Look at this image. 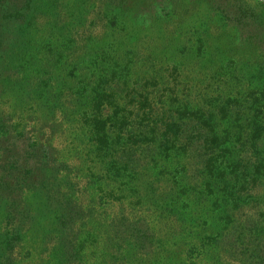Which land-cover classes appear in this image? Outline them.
I'll list each match as a JSON object with an SVG mask.
<instances>
[{"label":"trees","instance_id":"1","mask_svg":"<svg viewBox=\"0 0 264 264\" xmlns=\"http://www.w3.org/2000/svg\"><path fill=\"white\" fill-rule=\"evenodd\" d=\"M18 4L0 0V48ZM173 34L148 38L142 76L130 61L71 90L88 100L84 155L0 122V264H264V89L242 91L220 60L180 62ZM40 214L53 226L32 261Z\"/></svg>","mask_w":264,"mask_h":264},{"label":"rangeland","instance_id":"2","mask_svg":"<svg viewBox=\"0 0 264 264\" xmlns=\"http://www.w3.org/2000/svg\"><path fill=\"white\" fill-rule=\"evenodd\" d=\"M17 1L21 17L0 48V122L41 128L44 139L60 144L65 160L86 151L78 117L88 100L74 106L71 90L84 89L85 97L90 89L84 83L93 81L88 78L123 73L130 61L126 72L142 76L146 68L134 58L148 54L145 49L154 46L148 38L161 37L164 29L174 31L180 62L209 61L205 69L213 72L220 60L226 73L239 76L242 91L264 89V0ZM198 47V57L188 54ZM52 226L53 219L40 214L26 234L32 261Z\"/></svg>","mask_w":264,"mask_h":264}]
</instances>
